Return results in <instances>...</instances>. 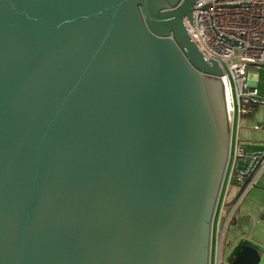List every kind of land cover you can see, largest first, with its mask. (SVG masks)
<instances>
[{
    "label": "water",
    "instance_id": "95a60500",
    "mask_svg": "<svg viewBox=\"0 0 264 264\" xmlns=\"http://www.w3.org/2000/svg\"><path fill=\"white\" fill-rule=\"evenodd\" d=\"M196 1L0 0V264H210L232 129Z\"/></svg>",
    "mask_w": 264,
    "mask_h": 264
},
{
    "label": "built area",
    "instance_id": "2783aa9c",
    "mask_svg": "<svg viewBox=\"0 0 264 264\" xmlns=\"http://www.w3.org/2000/svg\"><path fill=\"white\" fill-rule=\"evenodd\" d=\"M194 7V26L186 20L188 33L206 60L217 61L224 71L221 78L232 129L236 104L243 116L249 110L254 113L259 105L264 106L260 77L250 73L252 66L264 67V0H197ZM258 128L264 130V123ZM263 171L264 150L249 151L238 143L230 185L240 188L239 197L256 184ZM238 204L239 200L232 212ZM222 243L223 232L218 244V264Z\"/></svg>",
    "mask_w": 264,
    "mask_h": 264
},
{
    "label": "rangeland",
    "instance_id": "374dc122",
    "mask_svg": "<svg viewBox=\"0 0 264 264\" xmlns=\"http://www.w3.org/2000/svg\"><path fill=\"white\" fill-rule=\"evenodd\" d=\"M250 73L259 75L260 83L259 88L261 92H264V67L252 66L250 67ZM261 97V96H260ZM261 101V100H257ZM236 103V102H235ZM264 123V106L259 105L254 110L252 116H243L239 112V106L236 104V111L234 114V125L232 128L231 137V153L226 170L225 180L222 186L221 194L218 200V205L213 221V231H212V244H211V262L210 264H218L217 262V252L218 244L221 240L222 230L219 227V218L221 209L223 207L224 200L228 202L235 198L239 192L238 186L236 184L230 185L231 172L235 161V149L238 143L245 147L249 151L253 150H264V130L258 128V126ZM239 208L243 212L247 211L249 214H253L254 223L245 226L249 231L254 229L256 225L258 227L257 232L260 234L264 233V171L257 179L255 186L250 188L248 192L239 198ZM238 208V209H239ZM217 210L218 215H217ZM239 224L230 221L223 233V245L221 251V264H228L227 258L230 253V240L237 234L242 228ZM220 230V233H219ZM219 233V234H218ZM218 236V242H217Z\"/></svg>",
    "mask_w": 264,
    "mask_h": 264
},
{
    "label": "flooded vegetation",
    "instance_id": "af4514ba",
    "mask_svg": "<svg viewBox=\"0 0 264 264\" xmlns=\"http://www.w3.org/2000/svg\"><path fill=\"white\" fill-rule=\"evenodd\" d=\"M255 186V185H254ZM239 188V187H238ZM237 199H236V202L239 200V196H241V190H240V188H239V192H238V194H237ZM231 201V200H230ZM230 201L228 202L227 200H224V203H223V207H222V209H221V213H220V218H219V227H220V229H223L222 230V232L224 233L225 231V227H226V225L230 222V221H233L232 220V217L234 216V215H237L238 214V208H239V206H237V209H235L233 212H232V208H233V206H234V204L236 203H234L233 205H231L230 206V212L227 214L226 213V211H225V209L228 207V203H230ZM218 210H217V215H218ZM231 212H232V214H231ZM223 214H224V216H223ZM231 214V215H230ZM229 215H230V217H229ZM238 216V215H237ZM223 217H226V221H225V223L224 224H222V218ZM251 222L252 223H254V220L252 219V217H251ZM240 223H242V221L240 220ZM243 224V223H242ZM242 229H244V226H242L241 227ZM246 228V227H245ZM219 233H220V230H219ZM218 233V234H219ZM217 242H218V238H217ZM222 245H223V243H222ZM221 251H222V249H221ZM218 256H219V252H217V260H218ZM220 256H221V252H220ZM220 261H221V259H220Z\"/></svg>",
    "mask_w": 264,
    "mask_h": 264
},
{
    "label": "crops",
    "instance_id": "0c3cea01",
    "mask_svg": "<svg viewBox=\"0 0 264 264\" xmlns=\"http://www.w3.org/2000/svg\"><path fill=\"white\" fill-rule=\"evenodd\" d=\"M238 211H240L237 215H238V217L240 218V220L242 221V223H243V225H245V224H252V220H251V217H249V213L247 212V211H245V212H243L242 210H241V208H239V210ZM223 216H224V214H223ZM253 220H254V218H252ZM244 229L246 230L247 229V231L248 232H250L249 230H248V228L246 227L245 228V226H244ZM247 236L249 237V238H251V239H253V240H255V239H260V240H262V242H263V244H264V233L263 234H260V233H258L257 231L256 232H254V233H251L250 235L249 234H247ZM217 238H218V236H217Z\"/></svg>",
    "mask_w": 264,
    "mask_h": 264
},
{
    "label": "trees",
    "instance_id": "16d2710c",
    "mask_svg": "<svg viewBox=\"0 0 264 264\" xmlns=\"http://www.w3.org/2000/svg\"><path fill=\"white\" fill-rule=\"evenodd\" d=\"M254 113L251 111V110H249L246 114H245V116H252Z\"/></svg>",
    "mask_w": 264,
    "mask_h": 264
}]
</instances>
